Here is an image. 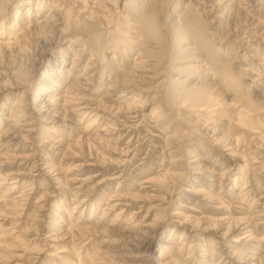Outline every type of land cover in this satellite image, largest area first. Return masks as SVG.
<instances>
[{
  "label": "rangeland",
  "instance_id": "1",
  "mask_svg": "<svg viewBox=\"0 0 264 264\" xmlns=\"http://www.w3.org/2000/svg\"><path fill=\"white\" fill-rule=\"evenodd\" d=\"M132 1L134 5H132V9L141 2V0ZM172 1L169 4L171 7L168 6V8L174 9L175 17L181 7L189 4V0ZM45 2L47 4L48 0ZM174 3L177 4L174 5ZM191 8L195 9L196 7L190 4L189 10ZM196 9L198 11V8ZM197 11H195L196 17L202 22L200 25H194L204 27H202L204 33L202 45L199 46L198 51L192 54L183 53L179 55V45L176 42H169L168 36H165L164 39L162 37L161 44L168 45L162 53L155 52L151 58H149L150 55H142L140 59H143L144 63L136 67L138 77L135 76L136 79L134 78L135 89L129 96L139 99L135 102V106L131 105L130 110L132 111L125 105L133 101V98L125 99L121 105L117 103L119 101L115 100L116 96L126 90L124 86L114 88L109 96L106 95V88L110 85L109 81L108 85H98L99 87L93 89V92H73L79 94L75 97L77 100L75 102L69 101L64 105L62 113H67L65 118L67 121L64 125L58 124V120L63 114L50 118V115L45 112L34 111L38 105L37 102L35 106H30L31 102H29L32 93L35 92L36 82L46 70V63L42 60L39 61L40 63L38 62V55L40 56L41 53L38 51L37 54H28L26 59L21 61L20 58L8 59V61L4 58L0 61V71L4 73V77L0 79V110H2L1 105L7 101L3 114L6 113V109L10 108L8 106L22 95L23 104L27 106L20 109H25L27 116L22 117L23 111L20 119L29 118L27 124L23 125V128L21 127L18 132V137L20 134H26V138L23 139L25 141L19 138L20 142L15 141L8 146L0 147V235L2 236L0 239V264H76L77 261L86 264L84 262L85 253L89 254V258H93L94 253H90L89 250L96 247L97 244L94 243L99 239L93 238L91 242H85V237L79 236L78 232L82 226L89 224V222L100 220L102 212H105L103 217L106 220L109 219L108 222L112 219L117 220L116 223L120 227L114 228L119 229L120 232L123 231L122 235L117 232V237L121 243L127 242L129 239L127 235L132 233L126 228L129 222L150 225L154 220V226L160 223V226L166 229L164 232L166 237L168 234H172L173 237L169 235L170 242L174 243L175 246H179L176 243L179 242L180 234L185 233L184 246L180 253L178 252L175 256V259L183 264H237L238 262H234L235 259H231L229 255H224L226 254L222 252L224 249L233 250L238 255L236 258L251 256L256 258V256L262 255L264 252V160L254 158L249 153H251V149L253 150L260 145L259 142L264 143V128L258 129L264 127V112L261 113L264 111V99L256 97V94L264 89V79L262 80L264 66H258L259 62L264 60V39L257 37L256 41L252 39V42L250 38H245L243 33H246L248 28L240 19L234 22L224 20L221 22L223 28L216 31L214 28L216 25L209 22L213 14H208L205 11L199 15L201 10ZM32 12L34 10L31 9ZM14 16L12 15V17ZM11 19L8 20V25L13 23ZM161 22L164 23L163 20ZM171 23V18H169L167 23L169 26L177 24L176 22L175 24ZM90 27L89 24L84 23L76 27V30L67 33V36H64L66 40H60L59 37L53 39L51 43L42 44L41 47L44 45L49 47V52L43 55L44 59L53 60V57L57 56L58 53H67L70 56L67 55L61 71L68 70L71 63L70 59L77 51L76 48L72 50L71 42L79 38L81 40L79 45L84 42L89 45L95 44L91 36L97 34L98 31L93 32V28ZM104 29L106 28L103 27L100 32ZM104 32L106 31L104 30ZM250 32L253 35L257 31L250 30ZM208 33L210 34L209 39H207ZM256 34L260 36V31ZM105 38L109 40L107 34L102 36V39ZM117 53L116 56L111 49L102 52L99 62L102 66H106V75L114 71L115 64L121 63L123 66H132L129 60L131 57H135L134 53L129 50L128 54L131 56L129 60L124 61L120 60V57L123 56L122 53ZM157 56L161 57L156 58ZM192 57L194 59L190 60ZM200 58L203 59L207 67L218 68L217 65H222L230 78L239 79L231 86L221 83L220 79L214 80L215 86L212 87L211 95L214 97L215 103H219L220 106L217 107L218 111L216 110L217 112L212 116L208 114L199 116L195 114L196 112L191 113L182 105L184 99L172 97L174 89L179 90L192 80L194 82L206 80L204 76L207 72L202 68H197L200 67ZM109 59L113 62H108ZM87 60L88 56L81 60L79 68H74L76 71L71 69L70 77L81 72ZM175 66H178L180 70H175ZM3 68L4 70H2ZM19 70L26 77L24 80L27 83L22 88H16L15 91H12L8 87L12 86L13 82L15 84L13 76ZM116 71L117 74H120L119 70ZM258 75H260L261 80L256 77ZM173 76L189 81L176 88L177 84L173 81ZM57 78L64 80L66 76L64 73L58 72ZM3 79L6 81L4 82ZM252 81L253 85L250 84ZM58 92L55 91L50 96H56L53 97L54 99L60 97L61 100L65 97L66 100H71L69 98L71 96L65 94L61 96L63 93L58 94ZM44 97L47 98L48 94L45 93ZM233 102H235L236 107L238 105L244 107L249 112L250 118L256 116L259 118L261 115L263 121L256 126L257 129L242 131L235 126V119H230L231 115L234 114V107L231 104ZM56 104L60 106L57 100L53 102L54 106L51 104L52 106L47 111L56 108ZM76 108L81 109L80 113L84 112L88 118L85 117L81 122H78V126L74 128L70 138L75 139L77 134L93 136L97 131L100 134V129L108 124V127L111 128L109 140L93 146L94 148L90 147V150L85 148L83 150L82 148L64 150L63 141H66L69 136V123L73 122V118H77L72 115V111L77 110ZM151 110L155 112L150 114ZM257 112L260 114H256ZM1 115L2 112H0ZM43 115H45V119L41 118ZM93 116L97 118L96 124L95 122L88 124L89 119ZM204 123L206 126L203 127ZM213 128L216 130L212 133ZM22 130L23 132H21ZM25 130L29 131L24 132ZM204 132L209 133L208 136ZM236 135H242L240 137L241 144L236 149L241 151L243 156L247 155L251 158L253 156L255 162V164L253 161L249 163L247 173V178L252 181L250 183L251 196H246L247 201L240 202V204L232 201L230 203L228 199L230 193L227 191V189L232 188L234 177H237V169L234 167L235 164H238L236 161L238 159L239 161L244 160L242 155H239L240 158L238 157L237 160L229 159V156H226L230 146L228 145L230 141L227 143V140L233 139ZM215 138H220V140L211 143ZM61 139L60 144L56 142ZM197 166L200 167L198 169L193 168ZM225 171L229 172L226 173ZM16 174L17 181L13 180L16 178ZM155 176H158L161 182L160 180H150ZM56 177H58L57 184L59 185L51 183ZM12 182H17L14 190L9 189ZM236 188L239 192L241 187L238 185ZM22 189H26V192L22 194L26 196L21 201L16 197L20 195ZM200 191L210 194L220 193L216 197L207 199ZM127 192L130 195L127 196ZM40 194L44 196L40 198L41 202L37 200ZM131 196H133L132 199H129ZM121 199L122 201H120ZM19 201L24 202L19 204ZM14 202L17 204L15 205ZM60 205L64 207L65 212V215L61 216V224H67L71 219L74 227L70 230L71 234L63 237V239L61 237L52 239L49 238L51 234L61 236L59 226L52 224V219L60 217V215L57 217L58 213L54 211V208ZM73 205L75 209L72 212ZM245 205L251 206L252 211L245 212ZM38 206L39 209H37ZM6 207L12 209L4 210V208L7 209ZM13 207H16L17 210ZM6 212H10L11 215ZM14 214L17 218L13 217ZM11 216L12 218H10ZM27 218L30 220L28 221ZM176 222H183V224L176 226ZM190 222H198L196 230L191 233H189ZM102 224L104 223L96 225ZM141 229L146 230L143 228L139 230ZM250 234H252L250 238L243 239L244 236ZM15 236H19V239L16 240ZM137 241L141 242L142 239H137ZM81 244L83 245L81 246ZM108 246L110 245L100 244L102 249ZM112 246L111 244V248ZM144 248L145 246L136 249L124 246L123 249L118 250L119 252L112 253L110 257H107L108 259L117 258L123 263L136 261V264H152V260L156 259L158 251L154 250L150 254L142 253ZM127 251L137 254L131 256ZM77 253L80 254L77 255ZM126 254L127 256H125ZM205 256H209V262L204 261ZM94 260L96 261H92L91 264H104L106 262V264H115L118 262L115 261L116 259L113 262L108 260L97 261L96 258ZM262 264H264V260Z\"/></svg>",
  "mask_w": 264,
  "mask_h": 264
},
{
  "label": "bare ground",
  "instance_id": "2",
  "mask_svg": "<svg viewBox=\"0 0 264 264\" xmlns=\"http://www.w3.org/2000/svg\"><path fill=\"white\" fill-rule=\"evenodd\" d=\"M45 1L46 0H35V3H34V0H24V1L23 0H0V61L4 60V58L7 59V60L5 59L6 61H8V59L9 60H12V59L15 60V58H20V61H21V60L26 59L28 54H30V55L32 53L37 54L38 51L41 53L40 56L38 55V57H39L38 62L39 61L41 62V60H42V62L44 61L46 63V70L43 71L42 75L40 76V79L36 82L37 85L35 87V92L32 93L31 99L29 101V102H31L30 106H35L36 102H37L38 105L36 106L34 111L37 110L38 113L39 112H45L46 114L50 115L49 116L50 118L58 117L61 114H63L59 118L60 120H58V124H61V125H64L67 121V120H65V118L67 117V113L66 112L62 113L64 105L66 103H68L69 101L75 102L77 100L75 98L76 95H79V94H76L73 92H77V91H92L93 92V89H96L99 87L98 85H100V86L101 85L103 86L104 84L108 85L109 81H110V85L106 88V95L107 96L110 95L109 93H111V90H113L114 88H120V87L124 86L126 88V90L121 92L118 96H116L115 100L119 101L117 103L119 105H121L125 101V99L130 100V98H133V101L126 104L125 107L130 110V108L132 107L131 105L135 106V102L138 101L139 99H136V97H129V96L132 94V92H133L132 90L135 89L134 84H133L134 78L136 79L135 76L138 75L136 67H138L139 65H142L144 63L143 59H140V58H142V55H146V56L150 55L149 58H151V56L155 52L162 53V51H164L168 45V44H166V45L161 44V41H162L161 39H162V37L164 39L165 36H168L169 42H176L179 45V47H180V50H178L180 52L179 55H181L183 53L184 54H187V53L192 54L195 51H198L197 49L199 48V46L202 45V40H203L202 37L204 35V33L202 31L203 26L202 27L198 26V25H200V22H202V21L200 19H198V17H196V13H195V11H197L196 8H198V11L201 10L199 15L205 11L208 14H210V13L213 14L211 17V20H209V22H211L213 25H216L214 27L216 29V31L217 30L219 31V30H221V28H223L221 22H223L224 20H226V21L229 20V21L234 22V21L240 19L242 21V23L245 24L248 28V31L246 33H243V36L245 38H247V39L250 38V41H252V39L255 40L257 37L264 39V0H189L188 1L189 4L183 6L179 9L178 13L176 14V17H175L174 9H170L171 6L169 5V4H171L170 2H173L172 0H141V2L137 5V7H134L133 9H132V5H133L132 0L128 1V2L125 0H48L47 4ZM176 4L177 3H174V5H176ZM190 4H193V6L196 8L195 9L191 8L190 9L191 11H190L189 10ZM27 6H29V7H27ZM30 6H32V7H30ZM168 6H170V7L168 8ZM31 9L34 10V12L31 13ZM43 11H46V12L43 14L42 13ZM12 15H15V16L12 17ZM169 18H171V22H172L171 24H175V22L177 24L169 26L167 24L169 21ZM9 19H11L13 22L10 25H8ZM119 19H121V20H119ZM161 20H163L164 23H162ZM84 23L89 24L91 26L90 28H93L92 29L93 32L98 31L97 34H94L91 36L93 38V41H95V44L89 45L88 43L84 42L82 45H79V43L81 44V40L79 38H77L74 41L72 40L73 41V42H71V47L73 46L72 50H73V48H76L77 51L72 55V57L70 59L71 63H70V68L68 70L61 71L62 66L66 62L67 55L70 56L67 53L64 54V53L60 52V53H58L57 56H54V57L52 55L53 60L44 59L43 55L46 52H49L48 51L49 47H46L47 45H44L43 47H41L42 44H47V42L51 43V41H53V39L59 38V37H60L59 38L60 40H62V39L66 40V39H64V36L66 37L67 33H70L71 30H76V27H78L79 25L81 26ZM204 23H206V22L204 21ZM194 24H198V25H194ZM103 27L106 28V29H104L106 32H104V30L102 32H100V30H102ZM250 30H256L257 32L260 31V36H258L256 34L257 32L254 33L253 35H251ZM105 34H107V36H109V40L107 38L102 39V36L103 35L105 36ZM207 36H208L207 39H209L210 34L208 33ZM39 47H41L40 50H39ZM133 48H135L134 51H133ZM136 48H138V49H136ZM110 49L114 51V54L116 56L118 54L117 52L122 53L121 55H123V56L120 57L121 61L129 60V58L131 56L128 54L129 50L132 53H134L135 57L134 58L131 57L132 59L130 58V60H129L130 65L132 63V66H123L121 63L115 64L114 71H112L110 73L107 72L108 75H106L105 74L106 66H102L99 61L102 57V52L105 50H110ZM87 56H88V60L86 61L83 70L81 72L75 74V76L70 77L72 74L70 72L71 69L78 67L81 60H83ZM160 57L161 56H157L156 58H160ZM193 59H194L193 57L190 58V60H193ZM200 60H201V58H200ZM108 62H113V61H110V59H109ZM199 63H200L199 64L200 67H197V68H202L207 72V74L204 76V78L206 80H204V81L198 80L196 82H194L192 80V81H190V83L186 84V86L181 87L180 89H182V90L174 89L172 91V97H180V98L184 99L182 105H184L188 110H190L191 113L196 112L195 114H198L199 116H201V114H208V115L212 116L215 114V112L218 111L217 107L220 106L219 103L218 104L215 103L214 97L211 95L212 87L215 86V84L213 83L214 80L220 79L221 83L226 84L227 86H231L232 83L238 82L239 79L234 78V77L230 78V75H228V73L225 71V69L222 65H217L218 68L207 67V65L203 61V59ZM213 64H216V63H213ZM258 66H264V60H261L258 64ZM174 69L180 70V68L178 66L177 67L175 66ZM2 70H4V68ZM115 70H119L120 74H117V71L115 72ZM74 71H76V70L74 69ZM58 72L64 73V75L66 76V79L64 78V80H61V79L57 78ZM3 77H4V73L2 71H0V79ZM13 77H14L13 80L15 81V84L13 82V85L8 87V89H10V90L12 89V91H15L16 88H22L27 83V81L25 82V80H24V79H26V77L23 75L22 71H20V70ZM256 77L259 78L260 75H258ZM29 78L31 79V77H28V79ZM172 78H173V81L176 82V84H177L176 88L179 85H183V83H185L186 81H189L186 79H181L180 77L175 78V76H173ZM263 79H264V75L262 77V80ZM259 80H261V79L259 78ZM3 81H4V79H3ZM250 84L253 85V81L250 82ZM226 85H224V86H226ZM55 91H57V92L59 91L58 94H60V92L63 93V95H61V96H64V94L71 96V97H69V98H71V100H69V99L66 100L65 97L61 100L59 99L60 97L54 99L53 97H56V96H50V94H53V92L55 93ZM45 93L48 94L47 98H45V97L43 98ZM256 97L260 98V99H264V89H262L261 92L256 94ZM22 100H23V96L20 95L11 105L8 106L10 108L8 110L6 109V113H4V114H3V112H5V106H7V101H5L1 105L2 110H0V112H2V115L0 116V147L5 146V145L8 146L12 142H15V141L20 142L19 138L22 139V141H25L23 139L26 138V134L25 135H24V133L22 135L20 134V137H18L19 130L21 129V127L23 125H26L27 124L26 122L29 120V118L20 119V116L23 115L22 114L23 111H24V115L22 117L27 116V112H25V109L24 110L20 109L24 106H27L26 104H23ZM57 100H58V104L60 103V106L56 104L57 105V106H55L56 108L51 109L49 111L50 112L49 113L47 111L48 108L50 106H52L53 102H56ZM233 103H231V104L234 107V110H233L234 114L231 115L230 119H233V118L235 119V122H236L235 126L242 131H248V130L250 131L251 129H257L256 126H258L260 124V122L263 121V119H261V117H260L261 115L259 116V118H257V116L255 118H250L249 112L244 107H241L239 105L236 107L235 102H233ZM229 104H230V102L228 103V105ZM28 105H29V103H28ZM184 106H183V108H184ZM30 111H31V109H30ZM80 111H81V109H77V110L72 111L73 112L72 115L76 116L77 118L76 119L73 118V122L69 123V128H70V130L68 132L69 136H68V138H66L67 139L66 141L65 140L63 141L64 142V145H63L64 150L76 149V148L77 149L82 148V150H83V148H85L88 150L90 147L94 148L93 146L99 145L100 143H104L105 141L109 140L108 138L110 137L109 135L111 134V130H110L111 128L108 127V124L104 125L100 129V134L97 133L98 132L97 131L96 134L94 133L93 136H90L87 134H83V135L77 134V135H75V137H76L75 139L70 138V135L73 134L74 128H76L78 126V122H81L82 119L85 117L88 118L87 114H84V112L83 113L81 112L82 113L81 114ZM130 111H132V110H130ZM154 112H155L154 110L153 111L151 110L150 114H153ZM262 112H264V111H261V113ZM256 114H260V113L257 112ZM45 115L41 116V118L45 119ZM80 115H83V116L81 117ZM218 115L220 116V113ZM256 118H257V120H254ZM96 119L97 118H95L94 116L91 117L88 121L89 122L88 124H93ZM205 123H204V125L203 124H201V125H203V127H204V126H206ZM95 124H96V122H95ZM28 125H29V123H28ZM24 128H25V126H24ZM260 128H264V127H259L258 129H260ZM215 130L216 129L213 128L212 133ZM28 131L29 130H25L24 132H28ZM114 131H115V129H114ZM21 132H23V130ZM204 134H206L208 136L209 133L204 132ZM222 136H224V135H222ZM241 136L242 135H236L233 139L229 138V140H227V143L230 141V143H228V145H230V146L227 149V151L229 153L226 154V156H229V159L237 160L239 155H242L241 154L242 152L241 151L239 152V150L236 149L241 144V138H240ZM254 139H256V138H254ZM218 140H220V138H215L214 140H212L211 143L217 142ZM263 141H264V139H263ZM56 142H59V144H60V142H62V139L57 140ZM259 144L260 145H258L257 148H255L253 150L251 149V153H249V154H252L254 156V158H261L262 160H264V143L259 142ZM221 148H223V147H221ZM125 152H127V150ZM188 153H191V151H188ZM246 156L247 155H244L242 157V159H244V160L239 161V159H238V161H236V162H238V164H235V166H234L237 169V172H236L237 177L236 176L234 177V180H233L234 183H232V188L227 189V191L230 193L228 195L229 196L228 199H229L230 203L234 202L236 204H240V202L247 201L246 196H248V197L251 196L250 195L251 194L250 193L251 192L250 183L252 181H250V179L247 178V173L249 170V163L253 161V156H252V158H251V156H247V157ZM4 157H5V155H4ZM11 157L13 158V156H11ZM15 157H17V156H15ZM6 160H7V158H6ZM254 164H255V162H254ZM199 167L200 166L193 167V168L198 169ZM225 172L227 173L229 171H225ZM164 174H166V173H164ZM8 176H11V175H8ZM163 176L165 177V175H163ZM244 176H245V179H244ZM169 178H170V176H169ZM263 178H264V176H263ZM17 179L18 178H17V174H16V178H13V180L17 181ZM50 179H52V178H50ZM150 180L151 181H158V180H160V178L158 176H155V177L151 178ZM177 180H179V179H177ZM147 181H145V182H147ZM29 182H31V181H29ZM160 182H161V180H160ZM51 183H53L54 185H59V184H57L58 183V177L54 178L53 182H51ZM16 184H17V182L10 183L9 189L14 190ZM32 185H33V183H32ZM238 185H240V187H241L239 192H237V188H236V187H238ZM25 190L22 189L20 192V195H17L16 198H18V200L22 201L23 197L26 196V195H22L26 192ZM29 191H32V190H29ZM196 192H198V191H196ZM127 193H126L127 196L130 195L129 193L128 194ZM200 193L203 196H205V198L207 197V199H209V198L216 197V195L219 194L220 192H218L217 194H212V193L210 194V193H205V192L200 191ZM43 194H40V196L38 197L37 200H40V198H42ZM198 194H199V192H198ZM29 195H30V193H29ZM131 195H132V193H131ZM135 196H136V193H135ZM135 196H134V199L136 198ZM132 197L133 196H131L129 199H132ZM123 199H124V197H123ZM120 201H122V199ZM254 201H256V200L254 199ZM23 202L19 201V204L23 203ZM40 202H41V200H40ZM253 203H255V202H253ZM14 204H15V202H14ZM221 204H224V203H221ZM79 205H80V203H79ZM130 205H132V204H130ZM111 207H112V205H111ZM121 207H122V204H121ZM10 209H12V208H10ZM10 209L4 208V210H10ZM14 209L17 210L16 207ZM20 209H18V210H20ZM37 209H39V206ZM74 209H75V206L72 207V209H71L72 212ZM111 209H110V211H111ZM251 209H252L251 206L247 207L245 205V212H247V211L249 212ZM35 211H36V209H35ZM54 211H56L58 213L57 217L59 215H60V217H58L57 219L56 218L52 219L53 220L52 224L55 226H59V230H61L60 231L61 236H56V235L53 236L51 234L49 236V238L51 237L52 239H56V238L61 237L63 239V237L67 236L68 234H71L70 230L74 227V225L72 224L73 220L70 219L67 224H61V220H60L62 218L61 216L65 215L64 207L62 205L56 206L54 208ZM6 213L8 215H11L10 212H6ZM117 214H118V212H117ZM104 215H105V212H102L100 220H97L96 222H92V223L89 222V224L82 226L81 230L78 232L79 236L81 235L82 237H85V239H84L85 242H88V241L91 242V239L93 240V238L99 239L96 243H94V244H97L96 247H92L93 249L89 250L90 253H92V254L94 253L95 256L93 255V258L91 256H90L91 258H89V254L85 253L84 262H86V264H88V263L91 264L92 261H96V260H94L95 258L98 259L97 261L108 260L109 262H113V260L116 259L115 261H118V262L117 263L115 262V264H136L135 263L136 261H134L132 263L131 262L130 263H127V262L123 263L120 260H117V258L108 259V257H110V255L112 253H116L119 249L120 250L123 249L124 246H129V247H132L133 249L145 246L142 253H147V254H150L152 251L157 250L158 254L156 256V259L154 258L152 260V264H183V263H181V261H179L180 262L179 263L177 261V259H175V256L178 254V252L180 253V251L182 250V248L184 246V240L186 239L185 233L182 232L180 234L179 239H178L179 242L176 243L179 246H175L174 243L170 242L169 235L172 236V234L170 233V234H168V237H166V235L164 233L166 229L162 228V226H160V223L156 222L157 225L154 226V224H153L154 220H152L153 222L150 225H148L147 223L141 224V223H130L129 222L126 225V228H128V231H130V232L132 231V233L129 234V232H128L129 235H127V236H129L128 237L129 239L127 240V242L124 241L121 243V241H119V238L117 237V235H118L117 232L119 233L120 231H119V229L116 230L117 228H114V227L118 226V223H116L117 220L112 219L110 222H108L109 219L106 220L103 217ZM13 217L17 218V216H15V214ZM117 217L118 216L116 215V218ZM10 218H12V216ZM29 220H30V218L28 219V221ZM50 222H51V220H50ZM102 222L104 224L96 225V224L102 223ZM175 224H177L176 226H181L183 224V222L182 223L176 222ZM197 224H198V222H190L189 233L194 232L196 230ZM14 225L17 226V224H14ZM18 225L20 226V224H18ZM119 227L120 226H118V228ZM26 228H28V227H26ZM140 228H143L146 230H142V229L139 230ZM56 229H57V227H56ZM25 230H27V229H25ZM203 230H204V228H203ZM20 232H21V230H20ZM122 232H120L121 235H122ZM170 232H172V230H170ZM12 233H13V231H12ZM36 233H34V234H36ZM50 233H52V232H50ZM251 233H252V231H251ZM32 234H31V236H32ZM10 235H11V233H10ZM36 235H38V234H36ZM251 235L252 234L246 235V236H244L243 239L250 238ZM28 236H30V235H28ZM123 236H124V233H123ZM1 237L2 236L0 235V239H1ZM79 238H81V237H79ZM15 239L18 240L19 236H15ZM137 239H142V241L138 242ZM21 240H19V241H21ZM102 243L108 244L110 246L102 249V248H100V244H102ZM111 244L113 245L112 248H111ZM82 245L83 244H81V246ZM222 252L226 253V254H224L225 256L229 255V257H231V259H235L234 262H238L237 264H262V261L264 260V252H262V255L256 256V258H254L253 256L243 257V258L237 257L236 258V256H238V255L236 253H234L233 250L231 251L229 249H224ZM128 253H129V255L131 254V256H132V254H134L131 252H128ZM78 254H80V253H77V255ZM136 254H134V255H136ZM140 254H139V256H140ZM125 256H127V254ZM127 258H129V257H127ZM134 258L136 259V256ZM204 259H205L204 261L209 262V256H205ZM223 259H225V258H223ZM106 263H104V264H106ZM76 264H82V262L77 261ZM204 264H207V263H204Z\"/></svg>",
  "mask_w": 264,
  "mask_h": 264
}]
</instances>
